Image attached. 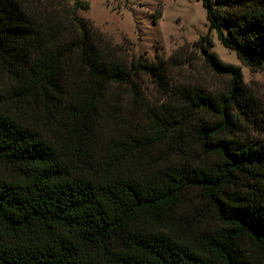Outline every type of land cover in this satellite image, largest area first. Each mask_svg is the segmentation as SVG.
<instances>
[{
	"label": "trees",
	"instance_id": "trees-1",
	"mask_svg": "<svg viewBox=\"0 0 264 264\" xmlns=\"http://www.w3.org/2000/svg\"><path fill=\"white\" fill-rule=\"evenodd\" d=\"M200 1L220 43L264 70V0ZM79 7L0 0V91L42 122L0 113V162L13 170L0 175V264H256L264 141L239 136L261 121L241 69L206 36L197 45L228 91L171 86L163 62L130 54ZM148 82L164 101L148 104ZM163 146L183 159L159 165ZM193 191L221 225L185 239L175 216Z\"/></svg>",
	"mask_w": 264,
	"mask_h": 264
},
{
	"label": "rangeland",
	"instance_id": "rangeland-1",
	"mask_svg": "<svg viewBox=\"0 0 264 264\" xmlns=\"http://www.w3.org/2000/svg\"><path fill=\"white\" fill-rule=\"evenodd\" d=\"M75 2L80 5V17L93 22L130 54L163 62L171 72V86L200 88L208 93H226L230 78L210 72L197 45L201 38L209 36L213 42L211 52L224 64L241 69L244 89L253 96L259 108L261 121L242 122L240 138L264 141V70L253 71L244 66L235 52L220 43L217 33L209 30L206 11L200 0H72V4ZM6 81L0 73V87L5 88ZM0 95V113L10 115L22 123L42 124L30 112L18 109L6 90L0 91ZM146 96L149 105L162 102L167 97L154 82H148ZM146 120L144 112H135V121L144 124ZM109 132H99L100 140L95 143L97 150ZM155 157L156 163L161 166L176 164L183 159L167 146L158 148ZM11 173L13 170L0 162V175ZM188 197L187 203L177 210L175 216L181 237L193 238L200 232L220 227L219 221L196 192H191ZM247 247L256 264H264V250L256 249L250 243Z\"/></svg>",
	"mask_w": 264,
	"mask_h": 264
}]
</instances>
